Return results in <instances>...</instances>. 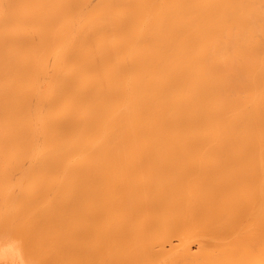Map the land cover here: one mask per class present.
<instances>
[{"label":"bare ground","instance_id":"6f19581e","mask_svg":"<svg viewBox=\"0 0 264 264\" xmlns=\"http://www.w3.org/2000/svg\"><path fill=\"white\" fill-rule=\"evenodd\" d=\"M1 159L0 264H264V0H0Z\"/></svg>","mask_w":264,"mask_h":264},{"label":"rangeland","instance_id":"374dc122","mask_svg":"<svg viewBox=\"0 0 264 264\" xmlns=\"http://www.w3.org/2000/svg\"><path fill=\"white\" fill-rule=\"evenodd\" d=\"M2 160V159H1ZM1 160H0V163H1ZM5 160V161H4ZM11 160V161H10ZM15 161L16 160H13V159H3L2 160V163L0 164V167H1V169H0V172H2V174H3V178H1V174H0V181L3 179V181L5 182V183H7L8 184V182L10 183V179H11V181L13 182V177L16 175V173H14L15 172V169H17V168H14L13 169V163H15ZM18 161V160H17ZM16 161V162H17ZM26 161H28V159H26V160H23L22 162V164H20V166L21 165H23L24 166V164H25V169L27 168V166L29 165V163L31 162V161H29V162H27V165H26ZM39 160H37V162H38ZM44 161V160H43ZM43 161H40V163L41 162H43ZM9 162H10V164H9ZM20 162V161H19ZM7 165H6V164ZM21 163V162H20ZM17 164H18V162H17ZM5 165V166H4ZM9 165V166H8ZM10 165H11V167H10ZM18 167L19 168V171H16V172H21V167ZM22 166V167H23ZM2 167H6V169H4V168H2ZM10 167V168H9ZM15 167V166H14ZM16 167H17V165H16ZM24 167H23V171H24ZM9 168V169H8ZM29 168V167H28ZM41 167H38V174H40V175H42V172L44 173V174H46L47 175V172L45 171V169L46 168H41V169H43V171H39V169H40ZM31 169V172H34V169H32V168H30ZM30 169H29V171H30ZM48 169L49 168H47V171H48ZM52 169V168H51ZM51 169H50V171H51ZM3 171L5 172V173H3ZM10 171H12L11 173H10ZM52 171H53V169H52ZM8 172V173H7ZM28 172V171H27ZM27 172H25V173H27ZM49 172V171H48ZM14 173V174H13ZM21 173H23V172H21ZM29 173V172H28ZM7 174V175H6ZM14 176H13V175ZM31 174V173H30ZM37 174V175H38ZM50 174H52V173H50ZM49 174V175H50ZM54 174V173H53ZM6 175V176H5ZM17 175H19L18 173H17ZM39 175V176H40ZM45 175V176H46ZM30 177H31V175H29ZM18 177V176H17ZM16 177V178H17ZM19 177H21V176H19ZM40 177H43V178H46V177H44V175H42V176H40ZM39 177V178H40ZM52 177V175H50V177L49 178H51ZM53 177H54V175H53ZM34 178V177H33ZM48 178V177H47ZM15 179V178H14ZM34 179H36V178H34ZM52 179V178H51ZM47 180V179H46ZM15 181V180H14ZM41 181H42V178H41ZM41 181H39V183L41 182ZM51 180L50 179H48L47 180V182H50ZM37 182H38V179H37ZM38 183V184H39ZM42 183V182H41ZM8 185H11V183L10 184H8ZM59 190H57L59 193L61 192H64V191H66L65 193H62L63 194V196H64V198H60V199H58V197H60V196H62V194H60V195H58L57 196V199H58V202L60 201V200H62V201H64V200H66V201H64L65 203H67L68 205H70L69 207H68V205L67 206H65V209H63V208H61V206L59 207V209H57L58 208V203L56 204L57 205V208H55L56 210H55V212H56V217H57V219L58 220H62V221H67V218H68V220H70V218H71V220L70 221H80V220H83V218L84 219H89V217L88 216H90V217H92L93 218V213L95 212V213H98V212H96L97 210H99V205L96 203V202H99V201H96V199H93V201L91 200H89L88 198H89V195H93V194H86L88 191H78L76 194H75V191H71L70 190V192H69V189L68 188H66V187H64V189L62 188V190L60 191V189L61 188H58ZM57 191H55L56 193H57ZM82 192V195L80 194ZM68 193V194H67ZM72 193V194H71ZM74 193V194H73ZM84 193V194H83ZM69 194H71V195H69ZM79 194V195H78ZM57 195V194H56ZM72 195H75L76 197H77V195L78 196H81V197H77V198H80V200H76V198H75V196L73 197ZM85 195H87L88 196V198H87V196H85ZM62 196V197H63ZM68 198H67V197ZM94 196H95V194H94ZM66 197V198H65ZM70 197H72V198H70ZM74 198V199H73ZM81 198H82V201H81ZM85 198H86V200L88 199V201L86 202V200H85ZM75 200V202H73V200ZM84 200V201H83ZM99 200V199H98ZM57 201V200H56ZM72 201V202H71ZM77 201V202H76ZM61 202V201H60ZM59 202V204H61L62 205V203H60ZM83 202H85L84 204H83ZM94 203L93 205H91V204H89V203ZM100 202H101V200H100ZM81 203V204H80ZM64 204V203H63ZM76 204H78L77 205V207H76ZM83 204V205H82ZM86 204H88L87 205V207H86ZM82 205L83 207H84V205H85V207L83 208L82 206V208L80 207V206ZM90 205V206H89ZM94 205H97V206H94ZM79 206V207H78ZM67 207V208H66ZM76 207V208H75ZM89 207V208H88ZM98 207V208H97ZM69 208V209H68ZM86 208V209H85ZM67 209V210H66ZM71 209H72V212H69V211H71ZM73 209H74V211H75V213H73ZM88 209V210H87ZM95 209V210H94ZM97 209V210H96ZM57 210L59 211H61L62 210V212H63V214L64 215H62V212H57ZM82 210H84L83 212H82ZM85 211H86V214H85ZM91 211H92V213H91ZM94 211V212H93ZM69 212V213H68ZM77 212V213H76ZM88 212L90 213V215H88ZM69 214V216H68V214ZM70 213H72V215L70 214ZM80 216H79V215ZM82 214V215H81ZM58 215H62V216H58ZM67 216V218L65 219V217ZM76 215H77V217H76ZM95 215V214H94ZM73 216H75V217H73ZM84 216H86V217H84ZM75 219H73V218ZM79 217H80V219H79ZM88 217V218H87ZM78 219V220H77ZM91 219V218H90ZM5 222V223H4ZM66 223V222H65ZM71 223V222H70ZM7 224H9L8 222H6V220H1L0 221V230L2 229V230H7L8 229V227H9V225L8 226H6ZM6 227V228H5ZM34 241L35 242H38V244L37 245H33V248H32V250H31V252H30V254L31 255H35L34 256V258L35 259H37V257H38V255L37 254H34V251L35 250H39V249H41V250H43L45 253H54L53 255H57V261L58 260H65V262L67 263V264H69L70 262H71V260L70 259H62L61 258V256H65V257H68V256H70L71 254H72V251L74 250V242L76 241L75 239H73V236H71V234H68V232H64V231H60V233H56V234H54V235H48V236H43V239L42 240H39V239H34ZM31 255H28V256H31ZM199 259V258H198Z\"/></svg>","mask_w":264,"mask_h":264}]
</instances>
